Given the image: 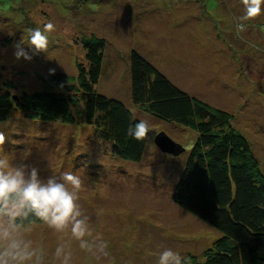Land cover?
Instances as JSON below:
<instances>
[{
    "label": "rangeland",
    "instance_id": "1",
    "mask_svg": "<svg viewBox=\"0 0 264 264\" xmlns=\"http://www.w3.org/2000/svg\"><path fill=\"white\" fill-rule=\"evenodd\" d=\"M243 14L242 0H0L2 92L6 82L13 96L41 92L40 77L50 72L76 77V65H87L80 40L93 35L106 42L95 90L152 126L141 161L132 163L115 156L78 110L75 125L31 120L18 110L0 123L5 151L38 167L41 179H59L65 171L81 176L79 203L91 228L85 239L108 244V260L97 262L68 229L57 233L39 223L25 238L47 264L61 244L71 250L73 264H156L164 248L203 261L220 233L170 200L197 134L131 104L129 54L138 53L183 92L232 115L264 170V14L242 21ZM49 22L55 27L46 52L16 62L14 46ZM160 134L183 153H161L154 145Z\"/></svg>",
    "mask_w": 264,
    "mask_h": 264
},
{
    "label": "trees",
    "instance_id": "2",
    "mask_svg": "<svg viewBox=\"0 0 264 264\" xmlns=\"http://www.w3.org/2000/svg\"><path fill=\"white\" fill-rule=\"evenodd\" d=\"M80 43L87 65H76V77L48 74L40 77L41 92L15 96L10 82L2 84L0 123L18 110L31 120L75 125L78 110L115 156L138 163L146 139L137 142L127 134L138 118L121 101L95 90L106 42L91 35ZM129 77L130 102L141 113L197 134L170 200L221 236L204 251L202 262L189 256L188 264H264V170L233 127V116L183 92L134 51Z\"/></svg>",
    "mask_w": 264,
    "mask_h": 264
},
{
    "label": "clouds",
    "instance_id": "3",
    "mask_svg": "<svg viewBox=\"0 0 264 264\" xmlns=\"http://www.w3.org/2000/svg\"><path fill=\"white\" fill-rule=\"evenodd\" d=\"M242 6V21L264 14V0H242ZM54 27L49 22L42 29H30L27 42L21 39L14 46V60L31 62L34 56L45 53ZM127 134L142 142L152 134V126L147 119H141L130 124ZM5 142V135L0 132V264H47L42 251L33 247L31 239L25 238L37 222L57 233L68 229L79 241V247L88 249L93 260H108L106 241L85 239L91 235V228L89 217L79 203L83 187L81 176L65 171L59 179H41L38 167L27 163L24 157L17 160L5 151ZM51 264H73L71 250L58 245L51 253ZM156 264H188V260L179 252L164 248L157 253Z\"/></svg>",
    "mask_w": 264,
    "mask_h": 264
},
{
    "label": "water",
    "instance_id": "4",
    "mask_svg": "<svg viewBox=\"0 0 264 264\" xmlns=\"http://www.w3.org/2000/svg\"><path fill=\"white\" fill-rule=\"evenodd\" d=\"M154 145L157 149L164 154L171 156H178L183 153L181 147L174 143L168 136L165 134H160L154 139Z\"/></svg>",
    "mask_w": 264,
    "mask_h": 264
},
{
    "label": "bare ground",
    "instance_id": "5",
    "mask_svg": "<svg viewBox=\"0 0 264 264\" xmlns=\"http://www.w3.org/2000/svg\"><path fill=\"white\" fill-rule=\"evenodd\" d=\"M166 135V134H165Z\"/></svg>",
    "mask_w": 264,
    "mask_h": 264
}]
</instances>
